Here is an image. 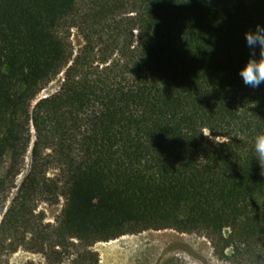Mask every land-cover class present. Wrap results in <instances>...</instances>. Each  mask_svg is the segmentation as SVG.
Instances as JSON below:
<instances>
[{"label":"trees","instance_id":"obj_1","mask_svg":"<svg viewBox=\"0 0 264 264\" xmlns=\"http://www.w3.org/2000/svg\"><path fill=\"white\" fill-rule=\"evenodd\" d=\"M177 2L0 0V264L29 242L57 253L69 240L90 248L168 229L205 236L221 260L264 264L252 152L264 84L237 74L264 0ZM73 27L84 40L74 57ZM59 191L45 232L37 201Z\"/></svg>","mask_w":264,"mask_h":264},{"label":"rangeland","instance_id":"obj_2","mask_svg":"<svg viewBox=\"0 0 264 264\" xmlns=\"http://www.w3.org/2000/svg\"><path fill=\"white\" fill-rule=\"evenodd\" d=\"M69 41L73 49V57L84 46V40L76 27L69 31ZM63 81V74H59L40 91L33 105L39 98L56 93ZM206 134H208L205 131ZM30 151L25 163L28 167ZM57 172L49 170L47 176L57 180ZM22 176L18 177L19 181ZM11 197V196H9ZM65 203V198L59 191L57 195H47L38 200L34 212L35 222L48 232L56 225ZM8 206L0 210V221ZM20 236V235H19ZM29 235H27V239ZM82 245V244H81ZM76 240L64 242L63 247L53 251L37 252L30 249L32 244L19 247L12 254H5L1 264H234L221 260L214 251L210 240L203 235L180 233L175 230H147L136 234L123 235L108 242H97L90 248H84ZM60 251V252H59ZM93 253V259L82 261L80 254Z\"/></svg>","mask_w":264,"mask_h":264},{"label":"clouds","instance_id":"obj_3","mask_svg":"<svg viewBox=\"0 0 264 264\" xmlns=\"http://www.w3.org/2000/svg\"><path fill=\"white\" fill-rule=\"evenodd\" d=\"M244 41L250 57L237 74L245 86L255 89L264 84V24L257 23L254 29L247 30ZM252 152L260 167V175L264 176V131L254 137Z\"/></svg>","mask_w":264,"mask_h":264}]
</instances>
